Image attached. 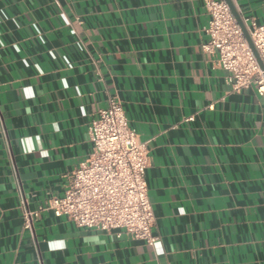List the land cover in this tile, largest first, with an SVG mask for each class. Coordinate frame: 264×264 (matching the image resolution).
Segmentation results:
<instances>
[{
	"label": "crops",
	"instance_id": "1",
	"mask_svg": "<svg viewBox=\"0 0 264 264\" xmlns=\"http://www.w3.org/2000/svg\"><path fill=\"white\" fill-rule=\"evenodd\" d=\"M207 22L203 0H0V264H264V96L233 90ZM112 96L148 140L155 242L51 210L24 230L19 186L61 196Z\"/></svg>",
	"mask_w": 264,
	"mask_h": 264
},
{
	"label": "built area",
	"instance_id": "2",
	"mask_svg": "<svg viewBox=\"0 0 264 264\" xmlns=\"http://www.w3.org/2000/svg\"><path fill=\"white\" fill-rule=\"evenodd\" d=\"M208 40L202 48L216 52L218 65L228 72L233 90L254 85L264 96V68L258 64L225 0H203ZM264 66V21L241 18ZM188 116L184 120H191ZM90 153L67 175L61 196H51L30 209L19 186L22 228L32 232L43 210L66 216L78 227L121 228L152 245L154 212L147 194L145 169L150 157L148 140H141L126 117L121 101L112 96L99 108L88 127Z\"/></svg>",
	"mask_w": 264,
	"mask_h": 264
},
{
	"label": "water",
	"instance_id": "3",
	"mask_svg": "<svg viewBox=\"0 0 264 264\" xmlns=\"http://www.w3.org/2000/svg\"><path fill=\"white\" fill-rule=\"evenodd\" d=\"M225 1L227 2L231 13L233 14V16H234L235 20L237 21L238 25L240 26V28H241V30L243 32V35H244L248 45L250 46L251 50L253 51V53H254V55L256 57V60H257L258 64L263 69L264 68L263 63H262V61H261V59H260V57H259V55H258V53L256 51L251 39H250V36H249V34H248V32H247V30H246V28H245V26H244V24H243V22L241 20V17L239 15V13L237 12L232 0H225Z\"/></svg>",
	"mask_w": 264,
	"mask_h": 264
}]
</instances>
